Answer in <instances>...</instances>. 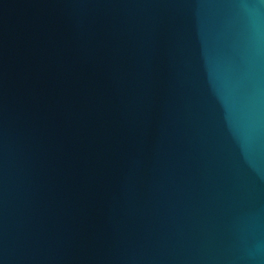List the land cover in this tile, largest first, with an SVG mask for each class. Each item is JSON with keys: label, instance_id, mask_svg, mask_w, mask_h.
Returning <instances> with one entry per match:
<instances>
[{"label": "water", "instance_id": "water-1", "mask_svg": "<svg viewBox=\"0 0 264 264\" xmlns=\"http://www.w3.org/2000/svg\"><path fill=\"white\" fill-rule=\"evenodd\" d=\"M0 264H264V0H0Z\"/></svg>", "mask_w": 264, "mask_h": 264}]
</instances>
